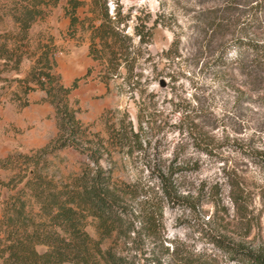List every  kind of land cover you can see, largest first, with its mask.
I'll use <instances>...</instances> for the list:
<instances>
[{"label": "rangeland", "instance_id": "rangeland-1", "mask_svg": "<svg viewBox=\"0 0 264 264\" xmlns=\"http://www.w3.org/2000/svg\"><path fill=\"white\" fill-rule=\"evenodd\" d=\"M225 1L107 0L110 15L118 8L129 15L120 27L134 45L131 66L120 68L107 81L103 80L106 66L89 57L85 49L88 32L71 40L67 29L56 32L52 27L50 17L60 6L45 21L34 24L29 36L35 47L38 39L54 37L56 73L66 85L80 78L72 99L79 101L77 116L93 134L107 137L114 123L125 117L139 131L140 144L134 145V151L117 149L113 159L106 160L114 166L119 181L149 184L157 190L151 168L178 171L177 185L187 197L175 205L164 204V245L179 244L210 253L217 264H240L234 253L212 240L223 237L226 243H243L264 252V89L258 88L259 79L249 70L233 63L234 50L221 67L215 66V58L226 53L240 35L264 37V22L257 33L248 20L235 25L241 11L233 8L241 5L238 7V0H228L232 7L225 6ZM231 8L236 13L226 20L229 15L225 12ZM85 15L81 9V17ZM155 19L159 22L152 40L140 43L134 26L142 24L141 20L152 26ZM15 30L11 17L0 21L2 34L11 36ZM4 41L1 38L0 44ZM89 68L91 74L86 76ZM23 72L24 67L19 73L0 74V155L12 144L17 148L8 154L21 151L19 145L31 139L29 127L18 125L27 121L30 93L29 103L23 105L16 97L21 89L12 80ZM50 162L49 174L55 180H66L91 159L65 148L52 155ZM12 174L0 171L1 178ZM2 192L7 195L6 190ZM139 200H132L134 208ZM87 229L98 237L94 222ZM145 243L148 252L160 249ZM110 244L111 240L104 241V247ZM38 249L46 250L44 246Z\"/></svg>", "mask_w": 264, "mask_h": 264}, {"label": "trees", "instance_id": "trees-1", "mask_svg": "<svg viewBox=\"0 0 264 264\" xmlns=\"http://www.w3.org/2000/svg\"><path fill=\"white\" fill-rule=\"evenodd\" d=\"M231 3L226 0L225 6L232 7ZM236 3L241 7L233 9L241 13L235 25L248 20L257 33L264 22V0ZM58 6L69 20L68 37L77 39L89 33L88 56L106 66L104 81L120 68L131 66L132 37L120 27L129 15L121 8L110 15L107 0H0V21L9 16L16 25L11 36L0 31V39L5 38L0 44V74L19 73L30 62L24 77L12 79L21 89L16 97L27 105L29 93L45 91V99L55 108L58 128L46 145L0 157V171L13 173L8 179L0 177V264H217L210 253L179 244L164 245V204L175 205L187 197L177 185V170L151 168L152 178L158 182L156 190L149 184L119 181L114 166L107 164L117 149L134 151V145L140 144L132 120L122 118L114 123L110 135L102 137L93 134L77 116L79 101L72 99V93L79 87L80 78L66 85L56 73L58 48L52 35L38 39L36 47L29 36L34 24L45 21ZM81 9L85 10L84 17ZM234 12L232 8L225 12L229 15L225 19ZM141 21L134 26L135 35L140 43H149L159 20L155 19L152 26ZM232 50L236 53L233 63L249 70L259 79L258 88L264 89V37L258 33L253 37L240 35L226 53L215 58V66L227 64ZM91 71L89 68L86 76ZM65 148L86 154L91 162L68 179L55 180L48 172L50 157ZM135 198H141L138 208L132 206ZM92 222L97 238L87 229ZM105 240H111L108 247H104ZM146 241L160 249L148 252ZM212 241L234 253L240 264H264V252L243 243H226L223 237L214 236ZM39 246L46 250L40 252Z\"/></svg>", "mask_w": 264, "mask_h": 264}, {"label": "crops", "instance_id": "crops-1", "mask_svg": "<svg viewBox=\"0 0 264 264\" xmlns=\"http://www.w3.org/2000/svg\"><path fill=\"white\" fill-rule=\"evenodd\" d=\"M50 20L52 21L51 25L56 32H60V30H64L65 32L69 25V20L64 17L61 8L54 10ZM54 33L55 32H52V34L55 36ZM85 49L87 51V47H85ZM30 64V62L25 64L24 72L22 75H20L21 77H24L27 74ZM28 98L31 104L28 106V108H26L27 121L23 122L21 120L18 122V125H20V127H23L24 125L26 128L29 127L31 139L26 145H19V149L21 151H29L31 149H37L46 145L52 138L56 136L58 131L54 106L50 102H42L46 98L45 91H32L28 95ZM13 148L17 147L12 144L8 147V149H3L0 157L6 156L8 154L7 152Z\"/></svg>", "mask_w": 264, "mask_h": 264}]
</instances>
